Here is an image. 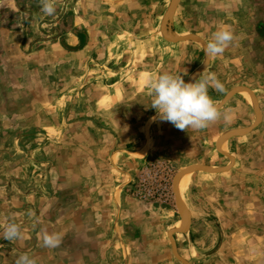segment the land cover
I'll return each instance as SVG.
<instances>
[{"label": "crops", "instance_id": "0c3cea01", "mask_svg": "<svg viewBox=\"0 0 264 264\" xmlns=\"http://www.w3.org/2000/svg\"><path fill=\"white\" fill-rule=\"evenodd\" d=\"M154 1L56 0V15H47L41 0H0V264H16L24 253L36 264L164 263V254L159 253L164 247L152 242L159 243V237L168 236L176 226L165 229L157 220L159 206L132 193L142 169L143 157L137 154L150 150L152 143L150 133L140 136L134 129L139 123L148 125L151 108L134 107L147 88L132 82L133 75L139 78L144 73L134 74L129 62L134 56L147 61L150 49L120 51L152 41L148 40L152 30L162 34L171 0ZM63 12L71 15L72 29L85 32L82 47L71 30L42 32ZM83 13L99 14L98 29L126 32V38L117 34L106 37L104 45L99 43L100 51L110 43V59L128 55L126 65L115 60L106 68L108 83H99L89 68L95 59L91 46L96 26H81L79 22L86 20ZM222 13L232 14L230 20L214 19V14ZM108 15L111 20L106 23ZM225 23L252 26L254 46L260 45L263 52L264 0H180L170 27L172 34L179 30L178 37L201 38L202 30L207 35V30ZM162 37L170 58L188 43ZM100 56L106 59L104 52ZM212 61L197 79L208 75ZM204 62L205 58L187 80ZM99 125L109 126L111 132L100 133ZM10 222L20 225L21 238L4 239V226ZM44 231L61 234V244L44 247Z\"/></svg>", "mask_w": 264, "mask_h": 264}, {"label": "rangeland", "instance_id": "374dc122", "mask_svg": "<svg viewBox=\"0 0 264 264\" xmlns=\"http://www.w3.org/2000/svg\"><path fill=\"white\" fill-rule=\"evenodd\" d=\"M57 3L60 4V0ZM98 15L83 13V18L85 16L86 20L84 22L82 20L79 24L82 26L86 23L91 27L95 25L97 28L93 30L96 33L91 46L95 59L94 62H88L90 64L88 67L93 69L96 75L94 77H98L96 80L99 83H108L106 68L110 69L115 60L121 66L128 63L124 61L128 55L122 53L127 54V52L135 51L136 48L144 50L145 53L147 49H150V55L146 57L147 61L140 62L138 57L134 56L129 62V66L135 71L134 74L144 73L139 78L133 75L132 82L138 84V87L143 85L144 89L147 88L146 92L143 90L144 92L141 93L144 98L133 102L134 107L139 106L136 111L151 108L148 125L137 123L134 129L140 136L143 132L150 133L152 143L150 150L147 152L143 150L137 154V157H143L140 163L142 169L135 177L136 184L133 185L132 193L148 202L150 206L158 205L160 211H158L157 220L164 222L165 229L172 228L179 221L181 222L172 188L175 176L191 166L220 169L230 166L229 159L216 149V143L224 133L242 130L254 124L255 111L252 100L249 101L247 96L242 94L243 91L236 94L219 110L220 118L203 129L188 128L186 131H181L171 123L151 121L157 113L150 106L153 97L150 95L151 89L146 85L147 79L168 72L181 75L186 82L189 74L205 58L203 47L198 43L188 42L181 45L183 46L182 52L177 54V57L170 58V48L164 46L161 31L156 29L149 33L148 40L152 41L137 43L134 47H126L124 50L120 49L124 51L120 54L123 55V59H118L119 56L118 60L110 59V43L106 44L104 51H100L99 43L103 45L107 43L105 38L108 36L113 38L117 34H123L122 37L126 38L127 35L125 30L98 29L100 24ZM70 16L65 15L64 12L58 13L57 17L54 16L52 19L51 27H47L42 32L48 34L46 32L48 30L50 33L59 34L58 31H63L64 26L71 27ZM231 16L230 13H222L214 14L213 17L214 19L217 17V20L228 21ZM109 20L111 16H105L104 21L108 23ZM225 24L227 26L207 30L208 38L205 35L206 30H202L200 35L201 38L209 41L212 34L220 28H228L234 35L233 41L225 51L212 58V67L208 73L214 75L223 85V91H218L214 85H210L208 94L218 105L226 94L236 87H248L254 90L258 97L262 122L248 135L225 141V151L219 146L222 152L229 154L235 160L230 170L219 174L188 171L180 177L181 179L189 174L185 195L183 198L179 195L187 215L186 231L176 234L173 241L180 257L190 264H264V50L260 51V45L254 46L252 26L251 28H236V26H230L229 23ZM89 31L93 32L92 29ZM165 31L167 33V30ZM142 34H140L141 37L130 35L141 40L146 39L147 35L143 37ZM178 34L179 30L176 29L173 35ZM102 52L106 55L105 60H102L103 56H100ZM161 54L163 56L161 59L150 61L151 57L157 59V55ZM96 57L101 60H96ZM139 92L140 90L135 93L139 94ZM136 119L142 120L139 117ZM148 127L150 131L147 130ZM98 129L100 133L111 132L107 125H99ZM142 141L143 139L140 142ZM159 239V243H152L158 245L159 248L164 247L159 251L164 254L163 264H181L172 254L168 236L165 234Z\"/></svg>", "mask_w": 264, "mask_h": 264}, {"label": "clouds", "instance_id": "9594fccd", "mask_svg": "<svg viewBox=\"0 0 264 264\" xmlns=\"http://www.w3.org/2000/svg\"><path fill=\"white\" fill-rule=\"evenodd\" d=\"M41 4L45 14H55L56 0H41ZM233 39L234 35L228 28L218 29L211 39L203 44L204 56L208 60L222 54ZM146 83L153 97L150 106L157 113L151 118L153 122H168L178 130L186 131L188 128L203 129L220 118L221 113L209 96L208 88L214 85L216 90L223 91V85L212 74L186 83L181 75L164 72L155 78L149 77ZM3 236L9 241L21 238L20 225L15 222L7 223ZM42 242L44 247L56 248L61 244L62 236L59 233L44 231ZM16 264H36V260L24 253L17 258Z\"/></svg>", "mask_w": 264, "mask_h": 264}, {"label": "water", "instance_id": "95a60500", "mask_svg": "<svg viewBox=\"0 0 264 264\" xmlns=\"http://www.w3.org/2000/svg\"><path fill=\"white\" fill-rule=\"evenodd\" d=\"M180 2V0H171L170 4L168 6V9L165 13L164 16V22H163V28H162V35L164 36V38L170 42L173 43H180V42H194V43H198L203 47V44L205 43L204 40H202L201 38H199L196 35H188V36H182V37H176L172 34L171 31V23H172V18L174 15V11L178 5V3ZM168 26V37L165 36V26ZM210 59L207 60V57H205V62L203 64V66L196 71L194 74H192L189 79L187 80L186 83H190V82H195V79H197L199 77V75L206 69V67L209 64ZM241 91H246L248 92V94L250 95V97L253 100V105H254V111H255V122L253 125H251L248 128L242 129V130H238V131H230V132H226V134L224 133L223 135H221L216 143V149L218 150V152L227 157L230 161V166L226 167V168H211V167H204V166H191L189 168H187V170L180 172L179 174H177L173 180V193L175 195V200H176V206H177V211L178 214L180 216V220H181V226L176 229V230H172L168 233V239L170 241L171 244V249H172V254L174 255V257L176 258V260H178L181 264H190L187 261L183 260L180 255L177 252L176 249V245L173 241V236L175 234H179V233H184L186 231V220H187V215H186V210L184 207V204L182 202L181 197L178 194L177 191V182L180 179V177L185 173V172H203V173H208V174H219V173H224L227 172L228 170H230V168L234 165L235 160L232 156H230L229 154L222 152L219 149V146L222 142L228 141L232 138H240V137H244L246 135H248L249 133H251L255 128H257L259 126V124L262 121V115H261V111L259 108V103L257 100L256 95L248 88L245 87H236L234 89H232L231 91H229L226 96L221 100V102L217 105L218 106V110H220L231 98H233L236 94L240 93Z\"/></svg>", "mask_w": 264, "mask_h": 264}, {"label": "bare ground", "instance_id": "6f19581e", "mask_svg": "<svg viewBox=\"0 0 264 264\" xmlns=\"http://www.w3.org/2000/svg\"><path fill=\"white\" fill-rule=\"evenodd\" d=\"M166 32V31H165ZM165 36L168 37V34L165 33ZM242 92V91H241ZM243 95H246L247 98L250 100H252V98L250 97V95L248 94V92L246 91H243L242 92ZM251 98V99H250ZM252 104H253V100H252ZM254 106V105H253ZM226 134V133H225ZM220 148L221 150L225 151L226 149V146L224 144V142L220 145ZM188 173V172H187ZM189 174H186L184 175L181 179L178 180L177 182V191H178V194L183 198V196L185 195V192H186V189H187V186H188V182H189ZM181 198V199H182ZM176 227H173L170 231L172 230H176L178 229L180 226H181V222L179 221L177 225H175Z\"/></svg>", "mask_w": 264, "mask_h": 264}, {"label": "trees", "instance_id": "16d2710c", "mask_svg": "<svg viewBox=\"0 0 264 264\" xmlns=\"http://www.w3.org/2000/svg\"><path fill=\"white\" fill-rule=\"evenodd\" d=\"M63 30L65 31V30H71V32L73 33V35H75L77 38H78V40L80 41V47H82V45H83V43H84V41H85V37H86V34H85V32H83V31H78V30H76V29H72L70 26H64V28H63Z\"/></svg>", "mask_w": 264, "mask_h": 264}]
</instances>
